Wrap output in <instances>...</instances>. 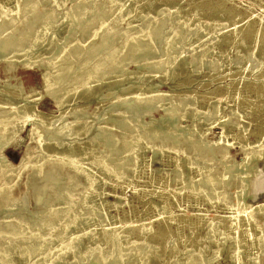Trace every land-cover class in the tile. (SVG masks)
Instances as JSON below:
<instances>
[{"label":"rangeland","instance_id":"1","mask_svg":"<svg viewBox=\"0 0 264 264\" xmlns=\"http://www.w3.org/2000/svg\"><path fill=\"white\" fill-rule=\"evenodd\" d=\"M45 1L42 14L54 11L53 20L59 22L54 43L46 42L45 46L34 49L31 61L39 62L25 66L22 58L14 55L43 27L44 17L34 19L30 15L24 24L17 25L14 39L3 52L5 56L0 57V90L12 97L3 104L4 95H0V114H6L16 105H24L22 99H27V109L41 117L38 130L46 140L39 147L38 133L33 137L29 133L32 123L23 122L19 116L9 124L16 132L5 150L11 168L7 173L5 169L0 170L6 173L0 175V184L5 183L9 188L7 199L0 200V233L11 223L16 228L26 229L21 238L25 241L31 238L28 235L30 226L33 225V229L49 223L44 233H48L47 237L55 234L51 242L54 248L67 215L59 209L65 198H69L71 210L79 217L77 225L67 233L73 235L77 228L80 243L62 257V264H75L80 257L84 259L82 264H92L107 244L128 249L121 264H141L136 252L149 253L146 264H192L187 263L188 257L201 264H264V187L256 194L253 190L256 178L264 173V0ZM0 3L9 12H21L26 4L25 0H0ZM76 3L92 10L86 14L88 18L101 13L103 8L108 12L115 5L120 6L115 21L116 31L120 33L133 34L161 19H168L166 26H170L171 21L172 27L166 33L177 30L180 39L190 35L185 41L181 39V48L176 47L182 60L174 70L170 71L166 63L155 73L144 65L147 59H132L131 53L126 52L123 75L117 70L113 73L112 65L106 66L109 78L100 87L80 92V98H64L63 105L58 106L53 95L46 93L41 72L48 67L56 73L65 65H78L81 72L87 67L81 64L91 54L89 47L94 43H87L83 32L80 33L81 27L88 25L85 20H81L74 31L68 30L67 23L63 22L66 12H75L73 5ZM90 27L89 24L87 29ZM4 34L5 30L0 32V40ZM157 39L154 41L156 47L160 45V38ZM70 40L84 50L89 47L82 55H70L71 61L54 68L55 48H64ZM92 62L93 59L89 63ZM252 67L256 68L252 70ZM66 85L64 82L52 94L59 97L62 86ZM7 89L19 91L20 95ZM156 93L160 98L172 96L184 102L186 116L178 122L182 128L178 139L173 141L176 130L163 126L157 135L159 138L151 139L152 144L139 139L131 153L126 148L125 133L121 134L118 129L121 123L112 120V116L116 114L120 118L125 112L130 121L137 113L153 128L159 127L164 112L158 107L148 110L156 107V100L139 106L128 105L135 95ZM69 110L85 111L89 116L84 121L92 125L90 131L64 137L55 134L62 122L46 126L47 129L44 127L60 113H65V119L71 121ZM102 117L106 120H101ZM99 122L100 130L97 129ZM97 132L101 133V139L114 134L113 149L89 140ZM140 133L143 135V130ZM10 134L3 131L1 136L6 138ZM202 141L210 142L208 148L228 144L227 157L201 154ZM57 142L64 144L58 146ZM67 142L71 143L70 147ZM151 145L156 146L155 153ZM242 147L253 156L244 168L248 169L250 177L245 190H240L237 182L227 183L223 191L228 199L224 201L216 197L208 200L204 193H197L202 185L200 179L204 180L208 171L220 173L225 165L242 161ZM70 150L74 158L91 163L84 172L76 171L67 162L52 164ZM22 157H25V166L13 169ZM41 158L44 162L39 174L34 164ZM102 160L107 166L116 161H128L126 166L113 171L99 166ZM92 179L94 182L90 186ZM83 194H87L85 200H82ZM4 239L5 236L0 235V244ZM131 243L134 244L130 246ZM17 264L33 262L18 260ZM104 264H115V261Z\"/></svg>","mask_w":264,"mask_h":264},{"label":"bare ground","instance_id":"2","mask_svg":"<svg viewBox=\"0 0 264 264\" xmlns=\"http://www.w3.org/2000/svg\"><path fill=\"white\" fill-rule=\"evenodd\" d=\"M25 2L26 4L25 6H23L21 12H16V11L9 12L5 10V7L0 3V32L5 30V34L0 40V57L5 56L3 55L4 54L3 52L5 51L7 44L14 39V36L16 35L15 30L18 29L17 25L19 23L24 24V22L27 21L29 15L31 16V18L34 19L39 17H44L45 21L43 23L42 29L41 30L39 29L40 31L34 36V38L25 48L18 50L14 54L19 58H22L23 65L29 66L32 64H36L38 61V60L35 61L36 59L34 61H31L32 59L31 55L33 54L34 49L36 47L41 45L45 46L46 42L54 43L55 28L57 22L59 21L55 22L53 20L54 11L42 14L41 7L46 3L45 0H32V1L25 0ZM73 8L75 9V12H73L74 10L72 11L69 10L63 15L62 18L64 19L63 22L67 23V29L74 31L75 27L81 22V20H85V22H87L88 25L82 26L80 33L83 32L85 39H87L86 41L87 43L91 41H94V43L92 44V46L90 47L88 46L91 49L90 50L91 54L85 59L84 63L81 64V65H87V67H85V69H83L81 72H80V66L78 65H74L73 67H69V65H65L66 67L63 70L61 68L57 69L58 73L57 72L53 73V71L51 69H48V67H46V69L41 72V78L44 83V89L46 93L49 95H53L56 104L60 107L64 103L63 102L64 98L70 96H74L75 98H80L79 96L80 92L86 93V92H90L93 88L100 87V85L103 84L109 78L108 75L110 74V72L106 74L107 72L106 66L112 65L111 67H113V71H112L113 73H115V70H117L118 72H120V75H123L122 72L126 67V63H127V61L123 59L126 58V55H124L126 52H128L129 54L131 53L130 58L132 59H139V58L147 59V62H145L144 65L148 70H152L155 73L163 69L166 63L170 65V71L174 70L175 67L178 65V63L182 60L181 52L178 51L176 47L179 46L181 48L182 45L181 39L185 41L187 38L190 37V35H186L180 39L181 36H179V32L177 30H173L171 33L168 32L166 33V30L172 27L171 21H170V26H166L167 23L166 21L168 19H161L159 22L153 23L148 27L139 30L136 33L128 34L126 32L120 33L116 31L115 21L119 16L121 10V7L118 5L117 6L115 5L113 9H111V11L108 12L105 10V8H103L102 12L101 13L98 12L96 16L92 14V16H94L92 18H88L86 16L88 12H92V10L89 11L88 9H86L87 7L82 8V6L79 3H76L75 5H73ZM89 24L91 25V27L87 29L89 27ZM7 30H9V32H6ZM121 37H123V39H121ZM157 37L160 38L159 39L160 45L156 47L154 46V41L158 40ZM112 44L113 46L110 47ZM65 47L60 48L57 46L55 48L54 46L55 51L53 53V56L56 59V61L53 63L54 68L61 67V64L63 62L71 61L70 60L71 58L69 57L70 55L73 56L82 55V53L86 51V49L88 48L87 47L85 50L82 49L77 45V42L73 40H70V44H68ZM93 48L96 54H93L94 51ZM148 57H156V59L149 60ZM38 59H40V56ZM92 59L93 62L89 63ZM255 68L256 67H252V70H254ZM64 82L67 83V85L62 86L63 92H60L62 94L59 97L55 96V94H52L53 91L56 90V88L58 87L60 88V86ZM94 83L96 84L95 86L93 85ZM7 90L13 91L18 96L20 95L18 93L19 91L9 90V89ZM0 95H4V97L2 98L3 104H7L9 99L12 98L10 94L4 93L2 90H0ZM141 95L142 94L135 95L134 97H132V101L128 103V105L133 106L134 104L136 106H139L140 104L141 105L147 104L150 100L154 99L156 100V107H150L148 108V110L158 107L162 109L165 115H162L160 119V122L162 124L159 127L155 126V128L150 126L148 122L143 121L142 117H140L137 113H134L135 115L134 118L130 117L132 118L130 119V121L126 119L127 113L125 112L120 114L121 116L120 118L116 117V114L112 116L113 117L112 120L116 119L119 120V122L121 123V126L120 128L118 127V129L121 134L125 133L124 139H125L126 148L127 149L129 148L128 151L131 153L133 152L134 147L137 146L136 144L139 142L138 141L139 139H145L148 144H152L151 139H153L154 136H157L158 134L161 133L163 126L167 130H174V131L176 130L177 133L175 134L174 136L175 138L173 139V141H176V139H178L177 137L179 135V131H181L182 129L180 128L178 122L182 117L186 116L185 115L186 109L184 107L183 101H176L172 98V96L160 98L159 93L151 94L147 96L146 95L141 96ZM134 100H136V103H133ZM22 101L25 102L24 105L22 104L16 105L14 109L8 111L6 114H0V170L5 169L6 173L8 169L11 168V166H9L11 163L9 162V159L5 154V150L10 146L12 137L16 132L15 130L12 129L11 126H9V124H13V122L18 118V116L21 117V119H23V122L32 123V125L29 128V133L31 134V137H33L34 134L38 133L39 147H42L43 144L46 142V140L42 137V135L39 133L38 130L39 127L38 120H40L41 118L40 115H38L32 110L27 109V105H26L28 104L27 99H22ZM35 103L36 101L34 102V105ZM68 113L72 117L71 121H67L65 119L66 118L65 113H60L59 115L54 116V118L47 124L43 123L44 127L47 129V127L54 125V123L56 122H62L61 126L56 129L55 134L64 137L72 134L76 135L82 131H84L85 133L90 131L92 125L84 121L88 119L89 116L85 111L69 110ZM101 120L105 121L106 118L102 117ZM97 129L98 130L101 129V122L97 124ZM140 130H143L144 132L143 135L140 133ZM3 131H9L11 132V134L6 138L2 137L1 134ZM113 135L110 136L109 138L103 137V139H101L102 138L101 133L97 132L96 135H94L89 140L92 141L95 140L97 144L102 145L104 148L113 149L116 143L115 136ZM157 137L159 138V136ZM208 143L210 142L208 141L207 143H204L202 146H200L199 150L201 154L207 153L210 155V157L217 155L220 156L221 159L227 157L228 144L226 146L217 144L214 147L208 148L207 146ZM63 144H64L63 142H57L58 146H61ZM70 144H71L70 142H67L68 147H70ZM150 147L152 148L153 153L157 151L156 146L151 145ZM242 148L244 149V157L243 159H241L242 161L236 163L234 162L235 164L233 163L231 165H225L222 172L220 173L209 172L208 170L210 168H208L207 170L208 173L206 174V178L204 180L200 179V184L202 185L200 188L196 190L197 193H204V195L207 197L208 200L212 199L213 197H216L217 199L223 201L227 200L228 195L226 194V191L223 190L225 185L229 182H232V184H236V182L239 183L240 190L244 191L248 183V179L250 178L248 177L249 174V171H247L248 169H244V168L248 165L249 160L253 156H250V154L245 151L244 147ZM61 158H62L61 160L57 162H53L52 164L55 165L56 163H58V165H60L67 162L73 169L80 172H84L85 168L91 165V163H84L83 160L81 159L78 160L74 158V154L72 153L71 150L68 151L67 153L61 154ZM127 161L128 160L116 161V163L107 166L105 160H102L99 162V166L105 168L107 167L109 169H112L113 171H117L118 168L126 166ZM43 162L44 161L41 158L34 164V170L35 171L37 170L36 172L39 174L41 173L40 169ZM193 163L195 162H191V164ZM23 166H25V157H22L18 165H14L15 168L13 166L12 168L16 170L17 168ZM225 170L226 172H224ZM228 170H231V173ZM6 173L1 172L0 175L1 174L5 175ZM227 178H229L231 181L230 180L228 181ZM93 182H94L93 179L90 180L89 185L90 186L93 185ZM263 187H264V173H261L258 175V177L254 182V189H253L254 194H256L257 191L262 189ZM209 188L210 191H208ZM8 192H9L8 185L5 183H1L0 200L7 199L9 195ZM86 197L87 194H83L82 200H85ZM71 205H72L71 199L65 198L63 205L59 209V211L67 215L66 217H64L65 219L64 224L62 225L61 229L58 231L60 239L58 240V244L54 248L51 246V242L55 234H52L47 237L46 235L48 233L46 234L44 233V229L49 223H47L46 225L40 224L37 227H34L33 229H31L33 225L30 226L28 235H30L31 238L26 239L25 241L21 240V238L24 237V233L26 229H19L16 228V226H14L13 224L7 223V228L4 231V233H0V235L5 236V239L0 244V264H17L18 260H23V261L31 260L33 264H62L63 263L62 257L66 256L69 252L74 251L80 243V238L77 235L79 230L77 228L74 231L73 235H68L67 233V230L69 228L77 225L76 221L78 220L79 217L78 213L73 211V209L71 210ZM7 208H10V206H7ZM133 244L134 243H131L130 246ZM126 249L127 248L125 247L113 248L111 244H107L105 247L100 249V253H98L95 256L94 262L92 264H104L105 261L107 262L109 260H114L115 264H121L126 256L125 254ZM148 254H149L148 252L135 253L137 259H139L142 262L141 264H146L147 259L150 256ZM76 260L77 261H75V264H82L84 261V259L81 257L77 258ZM187 263L201 264V262L193 261L191 257H188Z\"/></svg>","mask_w":264,"mask_h":264}]
</instances>
